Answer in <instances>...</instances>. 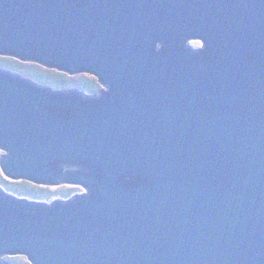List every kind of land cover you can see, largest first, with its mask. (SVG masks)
<instances>
[{"label": "water", "instance_id": "95a60500", "mask_svg": "<svg viewBox=\"0 0 264 264\" xmlns=\"http://www.w3.org/2000/svg\"><path fill=\"white\" fill-rule=\"evenodd\" d=\"M199 41L200 49L189 45ZM0 264H264V0H0Z\"/></svg>", "mask_w": 264, "mask_h": 264}, {"label": "rangeland", "instance_id": "374dc122", "mask_svg": "<svg viewBox=\"0 0 264 264\" xmlns=\"http://www.w3.org/2000/svg\"><path fill=\"white\" fill-rule=\"evenodd\" d=\"M189 45L194 49H200L202 47L199 41H191ZM0 69L24 77L39 86L47 87L53 91H68L75 89L88 95H93L94 93L92 92L84 91L86 86L90 87L92 81L97 85V91L102 88L93 76L87 74L69 76L55 70L46 69L34 63H23L11 57L0 56ZM3 154L4 152L0 151V157ZM5 183L8 184L6 185ZM11 183L16 184L13 185ZM0 187L5 192L18 198L44 203H51L56 199L68 200L75 195L84 193V191L78 187H46L33 185L26 181H11L2 175L1 170ZM3 260L9 264H30L24 257H4Z\"/></svg>", "mask_w": 264, "mask_h": 264}, {"label": "trees", "instance_id": "16d2710c", "mask_svg": "<svg viewBox=\"0 0 264 264\" xmlns=\"http://www.w3.org/2000/svg\"><path fill=\"white\" fill-rule=\"evenodd\" d=\"M85 86H86V84H85ZM96 84L92 81V83H91V85H90V87H88V86H86L85 88H84V91H88V92H92V93H96L97 92V89H96ZM6 184V183H5ZM8 184V183H7ZM6 184V185H7ZM11 184H16V183H11ZM69 197V196H68Z\"/></svg>", "mask_w": 264, "mask_h": 264}, {"label": "flooded vegetation", "instance_id": "af4514ba", "mask_svg": "<svg viewBox=\"0 0 264 264\" xmlns=\"http://www.w3.org/2000/svg\"><path fill=\"white\" fill-rule=\"evenodd\" d=\"M3 70V69H2ZM3 71H5V70H3ZM7 72V71H6ZM100 91V90H99ZM99 91H97L96 93H94V94H97ZM93 94V95H94ZM79 188V187H78ZM82 189V188H81ZM83 190V189H82ZM84 191V193H85V190H83Z\"/></svg>", "mask_w": 264, "mask_h": 264}]
</instances>
